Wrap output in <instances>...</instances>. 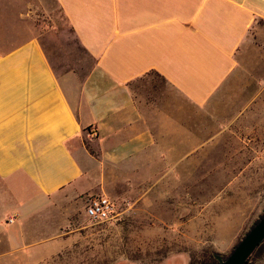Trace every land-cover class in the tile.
<instances>
[{
  "label": "crops",
  "instance_id": "1",
  "mask_svg": "<svg viewBox=\"0 0 264 264\" xmlns=\"http://www.w3.org/2000/svg\"><path fill=\"white\" fill-rule=\"evenodd\" d=\"M56 2L83 58L40 36L0 49V264H26L49 240L62 248L63 205L71 213L81 194L120 207L173 189L180 159L255 102L227 112L264 0Z\"/></svg>",
  "mask_w": 264,
  "mask_h": 264
},
{
  "label": "rangeland",
  "instance_id": "2",
  "mask_svg": "<svg viewBox=\"0 0 264 264\" xmlns=\"http://www.w3.org/2000/svg\"><path fill=\"white\" fill-rule=\"evenodd\" d=\"M33 36L67 60L83 58L56 0H0V49ZM240 53L247 76L240 78L238 103L227 112L242 109L252 92L255 102L238 121L229 124L225 116L215 126L211 132H219L220 140L180 159L174 171L185 177L176 174L173 189L124 199L118 205L123 214L112 221L86 214L88 197L100 193L77 196L71 213L63 205L62 248L56 239L32 247L26 264H190L209 253L230 254L264 212V18L256 19ZM252 262L264 264V245Z\"/></svg>",
  "mask_w": 264,
  "mask_h": 264
},
{
  "label": "water",
  "instance_id": "3",
  "mask_svg": "<svg viewBox=\"0 0 264 264\" xmlns=\"http://www.w3.org/2000/svg\"><path fill=\"white\" fill-rule=\"evenodd\" d=\"M264 241V214L255 221L227 258L215 254L220 264H256L250 257Z\"/></svg>",
  "mask_w": 264,
  "mask_h": 264
},
{
  "label": "built area",
  "instance_id": "4",
  "mask_svg": "<svg viewBox=\"0 0 264 264\" xmlns=\"http://www.w3.org/2000/svg\"><path fill=\"white\" fill-rule=\"evenodd\" d=\"M90 135L97 136V131H90ZM86 214L89 218L95 221H112L123 214L117 203L106 194H92L88 197ZM13 220V218H10Z\"/></svg>",
  "mask_w": 264,
  "mask_h": 264
},
{
  "label": "trees",
  "instance_id": "5",
  "mask_svg": "<svg viewBox=\"0 0 264 264\" xmlns=\"http://www.w3.org/2000/svg\"><path fill=\"white\" fill-rule=\"evenodd\" d=\"M264 214V212L260 215V217ZM259 217V218H260ZM259 218L256 220L258 221ZM239 243V242H238ZM237 243V244H238ZM264 245V241L261 243V245L256 249V251L253 253V255L257 254V252L260 250V248H262V246ZM234 249V248H233ZM232 249V250H233ZM232 252V251H231ZM230 252V253H231ZM253 255L250 257V261L252 262V258H253ZM223 258H227L229 256L228 255H222ZM253 263V262H252ZM190 264H220L218 259L215 257V254L214 253H209L207 254L201 261L199 262H192Z\"/></svg>",
  "mask_w": 264,
  "mask_h": 264
}]
</instances>
